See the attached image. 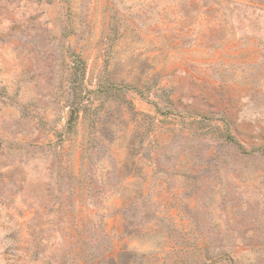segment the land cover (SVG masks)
<instances>
[{"label":"rangeland","instance_id":"obj_1","mask_svg":"<svg viewBox=\"0 0 264 264\" xmlns=\"http://www.w3.org/2000/svg\"><path fill=\"white\" fill-rule=\"evenodd\" d=\"M0 264H264V0H0Z\"/></svg>","mask_w":264,"mask_h":264}]
</instances>
